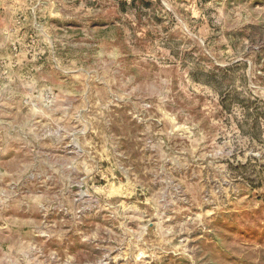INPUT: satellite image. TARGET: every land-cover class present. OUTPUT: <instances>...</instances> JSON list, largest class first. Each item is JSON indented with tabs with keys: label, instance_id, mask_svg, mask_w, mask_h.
Wrapping results in <instances>:
<instances>
[{
	"label": "rangeland",
	"instance_id": "rangeland-1",
	"mask_svg": "<svg viewBox=\"0 0 264 264\" xmlns=\"http://www.w3.org/2000/svg\"><path fill=\"white\" fill-rule=\"evenodd\" d=\"M0 264H264V0H0Z\"/></svg>",
	"mask_w": 264,
	"mask_h": 264
}]
</instances>
